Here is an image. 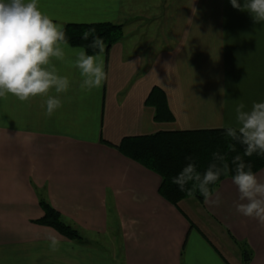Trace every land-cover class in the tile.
I'll return each mask as SVG.
<instances>
[{"label": "crops", "instance_id": "crops-1", "mask_svg": "<svg viewBox=\"0 0 264 264\" xmlns=\"http://www.w3.org/2000/svg\"><path fill=\"white\" fill-rule=\"evenodd\" d=\"M39 8L63 26L122 24L123 35L101 53L107 80L91 91L73 67L81 47L67 43L53 63L70 87L51 117L40 96L0 98V264H264V226L236 211L232 178L213 191L219 206L192 197L175 206L159 194L157 173L107 144L236 126L240 102L244 110L264 102V21L230 0H39ZM154 86L170 120H155L145 103ZM255 174L264 181V168ZM41 197L81 240L35 222Z\"/></svg>", "mask_w": 264, "mask_h": 264}, {"label": "clouds", "instance_id": "clouds-1", "mask_svg": "<svg viewBox=\"0 0 264 264\" xmlns=\"http://www.w3.org/2000/svg\"><path fill=\"white\" fill-rule=\"evenodd\" d=\"M234 8L247 10L256 21H264V0H245L243 6L238 0H230ZM91 31H85L82 39L88 40ZM67 37L64 26L54 23L53 18L44 14L39 8V0H0V98L6 99L9 94L21 102L35 97L45 98L42 107L45 114L51 117L62 107L60 94L66 93L70 80L60 75L53 60L65 58ZM98 50L89 54L81 48L75 53L73 67L79 70L82 81L80 88L91 91L99 89L107 80L104 61L101 53L104 42L94 37L88 46ZM56 95H52V92ZM245 104L240 102L236 107V126L226 127V136L239 141L245 146L244 155L254 153L264 155V102H253L250 110H244ZM229 148L235 151V146ZM191 159V158H189ZM213 160L206 171L201 174L194 163H188L181 172L172 178V183L181 191L191 182L187 194L193 195L196 190L203 195L205 203L219 206V194L213 199L211 185H215L222 174L228 173L225 156L213 153ZM236 164L232 183L238 190L239 203L234 205L236 211L244 217L255 219L264 226V181L246 165L242 157L233 159ZM49 248L57 251L60 241L54 235L46 237Z\"/></svg>", "mask_w": 264, "mask_h": 264}, {"label": "trees", "instance_id": "trees-1", "mask_svg": "<svg viewBox=\"0 0 264 264\" xmlns=\"http://www.w3.org/2000/svg\"><path fill=\"white\" fill-rule=\"evenodd\" d=\"M64 30L69 45L84 48L89 54L98 52V50L88 47L94 37H100L103 40L104 50H106L119 41L123 35V25L111 22L66 23ZM88 30H93L88 40L82 39V34ZM145 103L154 108L155 120L167 121L172 118L160 88L154 86L149 92ZM107 144L157 173L161 178L158 188L159 194L175 206L179 201L189 197L200 202L204 200L199 190H196L191 196L187 194L188 189L191 188V182L185 186L184 191H181L178 185L172 183V178L177 176L188 163H194L197 171L203 174L213 162H216L218 166H222L220 161L213 160V153L218 152L220 155L225 156L224 162L229 166L228 173L222 174L216 184L210 186L212 191L222 179L232 178L235 174L236 164L233 163V159L237 155L242 157L246 165H251L254 173L264 168V155L254 153L250 157L245 156V146L239 141L227 137L226 128L158 131L149 135L125 137L118 145ZM230 144L235 146V151L229 148ZM39 205L43 211V216L35 220L36 223L50 226L69 239H82L80 231L66 222L63 216L43 197L39 199ZM244 258H248L245 253Z\"/></svg>", "mask_w": 264, "mask_h": 264}, {"label": "rangeland", "instance_id": "rangeland-1", "mask_svg": "<svg viewBox=\"0 0 264 264\" xmlns=\"http://www.w3.org/2000/svg\"><path fill=\"white\" fill-rule=\"evenodd\" d=\"M149 20H146V22H148Z\"/></svg>", "mask_w": 264, "mask_h": 264}]
</instances>
